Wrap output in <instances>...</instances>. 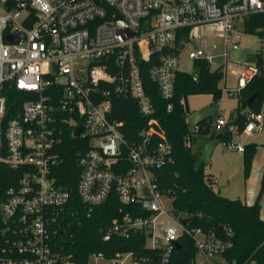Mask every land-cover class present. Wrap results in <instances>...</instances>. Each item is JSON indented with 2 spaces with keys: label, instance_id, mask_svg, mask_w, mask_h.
I'll list each match as a JSON object with an SVG mask.
<instances>
[{
  "label": "built area",
  "instance_id": "1",
  "mask_svg": "<svg viewBox=\"0 0 264 264\" xmlns=\"http://www.w3.org/2000/svg\"><path fill=\"white\" fill-rule=\"evenodd\" d=\"M258 14L264 17V0H0V165L17 172L0 202V264H78L61 242L70 239L69 230L80 216L71 208L72 192L61 183L65 161L59 146L65 128L75 136L79 125L77 137L88 138L90 145L77 156L80 202L92 209L116 192L121 201L145 212L113 219L105 240L141 233L148 252H128L133 264H168L180 237L187 235L196 248L192 264H239L224 256L233 246L227 239L234 235L232 227L225 226L223 235L186 223L173 208V196L156 179L154 170L174 161L173 147L152 117L154 104L140 62L152 60L149 75L160 95L171 99L181 49L190 47L194 69L196 61L212 68L214 59L223 57L225 77L230 47H239L231 34H240L244 19ZM210 35L223 38L220 53L208 49ZM259 73V66L247 60L238 70V85L225 83L223 93L237 96ZM11 92L29 97L9 101ZM121 96L135 99L149 117L133 140L122 134L123 122L111 116L113 99ZM245 114L242 133L264 127V111ZM187 121L193 125L188 115ZM225 124L222 117L213 123L216 129ZM233 146L245 151L243 144ZM167 198H172L171 208L165 205ZM122 254L109 259L117 262ZM216 255L221 259L214 261Z\"/></svg>",
  "mask_w": 264,
  "mask_h": 264
},
{
  "label": "trees",
  "instance_id": "2",
  "mask_svg": "<svg viewBox=\"0 0 264 264\" xmlns=\"http://www.w3.org/2000/svg\"><path fill=\"white\" fill-rule=\"evenodd\" d=\"M246 30L257 33L264 38V17L261 14L248 19ZM186 32L180 29L179 33ZM262 60V53L255 55ZM152 60H142L141 74L147 95L154 104L152 117L159 122L161 130L166 134L173 147L174 161L154 170L156 179L163 190L169 191L173 196V208L182 212L183 221L198 226L206 231L215 230L218 234L226 235L225 226L232 227L234 235L230 238L233 246L224 253L227 259H236L239 264L248 260L247 264H264V219L261 216V198L264 194V173L261 188L254 203L248 204L241 198H231L223 195L218 188L216 177L207 170L208 162L201 159L204 144L224 129H216L212 118L200 123L199 129H190L187 115L192 110L188 105V97L196 94H209L213 101H219L223 96L220 82L224 77L222 66L212 69L206 61H196L201 68L199 79H194L191 72L177 70L175 73V92L171 99L160 95L158 84L149 75V66ZM257 93L251 104L248 99ZM29 97L20 93H9V101ZM185 99V104L181 99ZM238 117L236 128L232 133H225L219 140L230 142L234 133L241 134L247 122L245 110L255 112L264 111V78L259 74L249 80L237 95ZM171 104L172 108L168 109ZM112 118L123 122L120 127L122 134L129 140L138 138V133L148 124L149 117L144 116L138 102L130 97H115L111 112ZM205 135H209L205 137ZM158 139V136H155ZM196 145V147L194 146ZM89 139L75 137L72 129L66 127L65 135L59 152L65 161V170L62 172V184L72 192L71 208L79 212V219L73 223L69 230V240L63 242L64 251L78 264L86 263L90 256L102 253L106 258L116 253L134 252L146 254V237L141 233H132L129 238L113 235L105 240L104 235L113 219L120 218L127 213L144 214L140 205L127 204L121 201L118 194L113 192L109 199L94 206L86 208L78 196V180L80 167L77 163L79 151L88 148ZM256 143L245 144L244 169L245 176H249ZM17 172L0 165V202L5 190L16 182ZM136 207V208H135ZM135 210V211H134ZM179 247L173 253L168 264H192L196 256V248L191 237L182 235Z\"/></svg>",
  "mask_w": 264,
  "mask_h": 264
},
{
  "label": "rangeland",
  "instance_id": "3",
  "mask_svg": "<svg viewBox=\"0 0 264 264\" xmlns=\"http://www.w3.org/2000/svg\"><path fill=\"white\" fill-rule=\"evenodd\" d=\"M245 25H248V18L244 19ZM245 28V29H244ZM242 28L240 34L232 33L231 39H236L239 47L238 49H233L230 47V55L227 60V67L224 79L220 82V87L224 88L225 83L228 87H233L238 85L237 81V73L239 68L244 66L245 62L255 55L256 52L262 53V61L264 62V47H263V38H261L257 33H251L246 30V26ZM205 43L208 49L214 53H220L224 48L223 38L220 36H207ZM217 44V48H213V44ZM206 47V46H205ZM190 47L187 45L183 49L179 51V61L177 68L179 70L192 72L194 70V61L189 57ZM224 58L216 57L212 63V69L217 68L220 65H223ZM84 67L87 66V62L83 61L81 63ZM188 105L191 110L198 109L201 107H205L208 105L213 106L215 109L214 115L212 116L213 123H216L219 117H222L226 123L235 121L238 117V98L236 95L230 92H224L222 98L219 101H213V98L209 94H196L190 95L188 97ZM262 109H264V102L262 105ZM226 125V124H225ZM222 126V129H224ZM190 129L193 130V125L190 124ZM209 135H205L207 137ZM248 136L245 133L237 134L234 133L232 135V139L230 140V145L224 141L218 142V145L215 147L213 151L212 160L208 162L207 170L209 171V164L216 169L219 161V154L222 153L223 150L231 151L234 150L233 146L235 144H245L249 141ZM196 147V145H194ZM240 182H244L245 177L241 172L238 171V180ZM165 205L167 208H171L172 206V198H167L165 200ZM163 218V217H161ZM120 260L114 262V259L103 258V257H90L88 259L87 264H133V257L128 253L122 254L119 258ZM221 256L216 255L213 260H220Z\"/></svg>",
  "mask_w": 264,
  "mask_h": 264
},
{
  "label": "crops",
  "instance_id": "4",
  "mask_svg": "<svg viewBox=\"0 0 264 264\" xmlns=\"http://www.w3.org/2000/svg\"><path fill=\"white\" fill-rule=\"evenodd\" d=\"M246 135L251 143H256V151L253 156L249 176H245V152L239 151L236 147L231 151L223 150L222 153L219 154L220 159L216 169L213 168L210 163L209 172L216 177L219 191L223 195L231 198H241L248 204H252L255 202L260 191L264 173V127ZM227 144L230 145L231 143L228 142ZM238 171L244 175V182H240V179L238 180ZM261 216L264 219V194L261 198Z\"/></svg>",
  "mask_w": 264,
  "mask_h": 264
},
{
  "label": "water",
  "instance_id": "5",
  "mask_svg": "<svg viewBox=\"0 0 264 264\" xmlns=\"http://www.w3.org/2000/svg\"><path fill=\"white\" fill-rule=\"evenodd\" d=\"M115 19L117 20L120 29L122 30V32L128 36L129 34H131L128 30L127 27L125 25V22L123 20V18L121 17L120 14H116L115 15ZM7 39L9 41H13L15 40L13 36H8ZM184 41H186V38H183ZM179 47L182 48L183 47V43L181 42L179 44ZM248 61L250 62H255L259 68H260V77L264 78V62L261 59H258L256 56L250 57L248 59ZM192 76L194 79H199L200 75H201V68L199 66H197L192 72H191ZM257 93H253L250 98L248 99V104H251V102L253 101V99L256 97ZM16 104V102H14V105ZM215 109L213 108V106L208 105L205 107H201L198 109H194L192 110L189 114H188V118L189 120L193 123V125H198L201 122L208 120L210 118H212V116L214 115ZM236 127V121H232L229 122L225 125L224 130L222 132H220L219 134H217L215 137L209 139L203 146L202 148V153H201V159L209 162L212 159V155H213V151L217 145V142L225 135V133H232L234 131ZM81 128L82 125H79L75 131H74V135L77 137L80 135L81 132ZM179 247V244H178Z\"/></svg>",
  "mask_w": 264,
  "mask_h": 264
}]
</instances>
